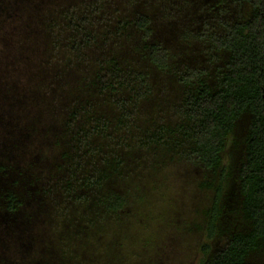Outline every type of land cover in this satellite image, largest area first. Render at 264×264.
<instances>
[{
  "label": "trees",
  "instance_id": "16d2710c",
  "mask_svg": "<svg viewBox=\"0 0 264 264\" xmlns=\"http://www.w3.org/2000/svg\"><path fill=\"white\" fill-rule=\"evenodd\" d=\"M19 1L0 12L29 31L21 100L56 150L28 176L0 163V216L64 220L43 264H87L85 242L128 204L117 182L159 157L208 174L200 264H264V0Z\"/></svg>",
  "mask_w": 264,
  "mask_h": 264
},
{
  "label": "rangeland",
  "instance_id": "374dc122",
  "mask_svg": "<svg viewBox=\"0 0 264 264\" xmlns=\"http://www.w3.org/2000/svg\"><path fill=\"white\" fill-rule=\"evenodd\" d=\"M17 4L26 2L18 0ZM175 27V31L180 29ZM168 33L166 29L165 38ZM28 34L17 12L3 7L0 12L3 45L0 84L6 88L0 90V163L15 166L14 176L36 173L37 169L31 166L39 156L56 150L40 145L42 127H31V105L26 106L21 100L24 95L34 93L29 89L32 82H27L29 69L24 62L28 51L24 50L23 42ZM174 38V47L182 50V41ZM8 86L19 93L11 96L6 92ZM174 89L168 87L170 98ZM44 123L47 124V120ZM231 151L229 147L224 155L225 164ZM150 160L142 167L133 166L128 179L117 182L128 204L118 214V219L110 217L104 225L101 223L100 242H85L84 257L88 263L91 254L93 264H200L199 249L204 241L202 212L213 195L200 188V184L208 180V174L198 166L171 162L169 158L159 157L153 165ZM35 210L29 206L22 215L0 216V264H43L46 261L42 254L43 242L48 243L51 250L58 246L64 220L53 210L34 213Z\"/></svg>",
  "mask_w": 264,
  "mask_h": 264
}]
</instances>
